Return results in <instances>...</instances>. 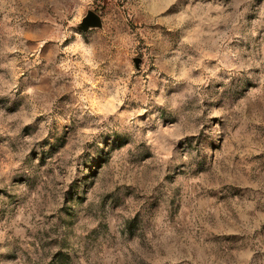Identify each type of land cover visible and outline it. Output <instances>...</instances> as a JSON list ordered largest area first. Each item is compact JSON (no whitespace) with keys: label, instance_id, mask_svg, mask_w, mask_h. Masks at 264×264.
Masks as SVG:
<instances>
[{"label":"rangeland","instance_id":"374dc122","mask_svg":"<svg viewBox=\"0 0 264 264\" xmlns=\"http://www.w3.org/2000/svg\"><path fill=\"white\" fill-rule=\"evenodd\" d=\"M0 264H264V0H0Z\"/></svg>","mask_w":264,"mask_h":264},{"label":"water","instance_id":"95a60500","mask_svg":"<svg viewBox=\"0 0 264 264\" xmlns=\"http://www.w3.org/2000/svg\"><path fill=\"white\" fill-rule=\"evenodd\" d=\"M99 16H97L95 13L93 12H89L86 17L83 19V24L87 27V26H95L99 23Z\"/></svg>","mask_w":264,"mask_h":264}]
</instances>
